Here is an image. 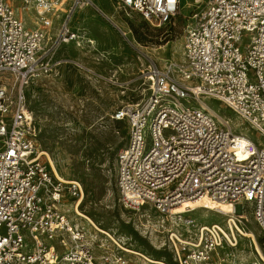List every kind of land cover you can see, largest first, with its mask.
<instances>
[{"label":"built area","instance_id":"built-area-1","mask_svg":"<svg viewBox=\"0 0 264 264\" xmlns=\"http://www.w3.org/2000/svg\"><path fill=\"white\" fill-rule=\"evenodd\" d=\"M109 2L117 18L135 16L156 28L168 26L181 4ZM85 6L91 1L0 0V264H130L109 234L117 249L98 240L94 227L90 237L70 216L83 188L44 162L27 101L32 81L75 65L56 54L62 45L81 48L90 40L70 26ZM188 6L182 63H151L140 78L147 94L110 117L126 129L115 158L116 189L141 231L159 220L174 264H232L245 212L264 235V0H190ZM19 10L31 13L32 28ZM101 15L125 36L113 18ZM207 101L258 139L235 132ZM204 196L235 208L225 227L196 225L186 217L190 207L175 213Z\"/></svg>","mask_w":264,"mask_h":264},{"label":"rangeland","instance_id":"rangeland-1","mask_svg":"<svg viewBox=\"0 0 264 264\" xmlns=\"http://www.w3.org/2000/svg\"><path fill=\"white\" fill-rule=\"evenodd\" d=\"M90 1L92 7L77 10L70 25L80 28L81 35L84 39H90L93 46L87 45L89 43L86 44V41L81 48L74 43L62 45L56 56L75 65L60 66L52 74L35 79L26 91L38 147L49 156L63 180H74L81 184L84 197L78 211L90 219L96 228L109 234L126 252H135L164 264H174L172 254L164 246L166 233L159 228V220L153 219V229L143 232L134 214L119 203L115 158L125 144L126 129L117 126L110 117L123 105L135 103L147 94L140 78L141 72L151 63L159 68L169 62L182 63L183 27L185 17L191 11L188 6L190 0H182L178 15L168 26L160 28L152 27L135 16L126 20L117 18L109 0ZM103 13L113 14L111 18L125 36L102 17ZM19 16L27 29L32 28L30 12L19 10ZM161 46L166 47L161 50ZM172 52L176 53L177 58L171 55ZM206 103L229 120L235 132L245 134L253 141L258 139L255 133L234 116L226 114L216 102ZM43 160L46 163L45 157ZM70 216L74 218L72 214ZM186 217L196 225L218 224L225 227V217L213 212L197 210ZM244 218L239 228L254 234L261 257L254 251L255 246L250 239L241 237L237 248L229 254L230 262L237 264L235 260H238L242 264H264L261 260L264 259V235L249 212L244 213ZM78 222L86 230L91 228V234H94L84 218L78 219ZM153 230L162 231V234H155ZM95 236L106 247L117 249L103 233ZM125 257L130 264L145 263L131 253H126Z\"/></svg>","mask_w":264,"mask_h":264},{"label":"bare ground","instance_id":"bare-ground-1","mask_svg":"<svg viewBox=\"0 0 264 264\" xmlns=\"http://www.w3.org/2000/svg\"><path fill=\"white\" fill-rule=\"evenodd\" d=\"M88 43H89V41H87ZM165 47L166 46H161V47H159L161 50H164L165 49ZM175 51V50H174ZM171 55L173 56V57H176L177 58V55H176V53L175 52H172L171 53ZM162 57V56H161ZM166 59H167V57H166ZM165 59V60H166ZM179 59V58H178ZM41 155L42 156H44L45 157V161H46V163H47V165L50 167V169L57 175V177L58 178H60V179H62L63 180V178H61L59 175H58V173L56 172V170H55V168H54V166H53V163H52V161H51V159L49 158V156L47 155V154H45V153H42L41 152ZM83 197H84V194H83ZM83 199V198H82ZM82 203V200H81V202H80V204ZM186 207H190L191 208V210L190 211H192V212H196L197 210H202V211H204V212H213L214 214H217V215H220V216H223V217H225V223H226V220L228 219V217L226 216L228 213H231V212H234V211H236L235 210V208L232 206V205H230L229 203H226V202H221V201H217V200H214V199H211L210 197H208V196H204V197H201V198H198V199H195V200H193V201H190V202H187L186 204H184V205H182L181 207H178L177 209H176V211H175V213H184V212H186ZM78 209L79 208H77V209H75L74 210V213H75V215H73V217L75 218V220H77V222H78V219H82V218H84L86 221H87V226L90 228V226L91 227H94L97 231H98V233H100V234H107V233H105V232H103V231H101V230H99L98 228H96L95 227V225L93 224V222L90 220V219H88L86 216H84L83 214H81V213H79V211H78ZM79 224H81L80 222H78ZM82 225V224H81ZM90 225V226H89ZM214 225H218V224H214ZM83 226V225H82ZM219 226V225H218ZM83 227H85V226H83ZM236 228H237V230L240 232V234H239V237H240V239H241V237L243 238V239H250V243L253 245L254 244V246H255V249H254V251H256V253H258V255L261 257V253H260V250H259V248H258V245H257V243H256V240H255V236H254V234H252V233H247V232H243L239 227H237L236 226ZM87 231H88V233H89V235H91L90 237H92V236H94V235H92L91 234V228H90V230H88L87 229ZM108 235V234H107ZM126 251V250H125ZM126 253H131V254H133L134 256H138L139 258H141L145 263L144 264H164L163 262H161V261H157V260H150V259H148V258H146V257H144V256H142V255H140V254H138V253H135V252H131V251H127ZM235 257V256H234ZM236 261V263L237 264H242V263H240L238 260H235Z\"/></svg>","mask_w":264,"mask_h":264},{"label":"crops","instance_id":"crops-1","mask_svg":"<svg viewBox=\"0 0 264 264\" xmlns=\"http://www.w3.org/2000/svg\"><path fill=\"white\" fill-rule=\"evenodd\" d=\"M182 0H180V2H181ZM184 1H187V0H184ZM185 3V2H184ZM104 15L106 16V17H108V18H111V17H113V14H105L104 13ZM71 26V25H70ZM71 28L74 30V31H80V28H77V27H75V26H71ZM58 58V57H57Z\"/></svg>","mask_w":264,"mask_h":264}]
</instances>
